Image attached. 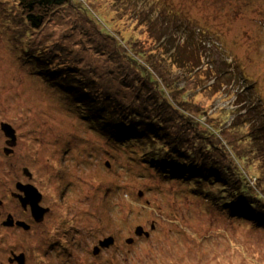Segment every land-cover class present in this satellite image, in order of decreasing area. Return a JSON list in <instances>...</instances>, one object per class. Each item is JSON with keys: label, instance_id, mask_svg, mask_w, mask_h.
Wrapping results in <instances>:
<instances>
[{"label": "rangeland", "instance_id": "rangeland-1", "mask_svg": "<svg viewBox=\"0 0 264 264\" xmlns=\"http://www.w3.org/2000/svg\"><path fill=\"white\" fill-rule=\"evenodd\" d=\"M16 5V0H0V125L9 123L19 138L16 150L9 147L0 127V198L7 211L13 205L14 182L28 168L31 183L53 215L33 234L3 230L0 264L21 256L25 264H264V229L256 230L253 222L259 211H253L252 221L242 218L251 208L227 175L221 196V186L203 185L206 191L216 188L215 199L225 202L221 210L208 205L205 195L200 194L202 202L192 197L199 194L188 191L193 179L171 181L143 164L150 143L145 124L160 122L153 113L157 102L161 108L154 96L165 85L159 88L156 76L165 72L162 82L188 93L193 106L206 112L209 125L220 129L237 159L243 157L248 177L264 176L263 124L256 121V111L264 117V0H74L49 17L39 33L23 25ZM151 14L158 15L153 40L144 23ZM160 16L173 24L176 38L158 36ZM198 24L207 27L206 49L216 57L182 66L184 77L179 64L173 66L159 47ZM121 48L133 57L139 51L153 71L144 74ZM23 54L63 70L67 82L97 101L103 97L101 107L83 112L66 99L58 101L29 63L38 62H23ZM219 59L230 66L222 67L228 70L221 76L214 68V76L208 63ZM113 102L121 105L114 113ZM234 110L240 117L236 124ZM202 126L194 127L202 133ZM255 131L261 134L256 145L250 142ZM203 135L215 148L199 153L202 166L197 168L239 169L220 138ZM187 146V154L198 155L188 143L181 148ZM9 149L13 151L6 156ZM235 212L239 219L231 218ZM138 227L147 235L137 238ZM101 235L114 237L116 244L94 256L90 240ZM128 238L134 239L131 245Z\"/></svg>", "mask_w": 264, "mask_h": 264}, {"label": "trees", "instance_id": "trees-1", "mask_svg": "<svg viewBox=\"0 0 264 264\" xmlns=\"http://www.w3.org/2000/svg\"><path fill=\"white\" fill-rule=\"evenodd\" d=\"M71 3L73 5L74 0H16V9L20 13V18L23 25L28 26V28L32 32L39 33L44 29L49 17L53 16L57 12L59 13V11L65 9ZM171 18L173 21L176 20V17L173 14H171ZM149 19L144 21V23L146 24L147 33L153 40L156 39V36L151 28L152 25L156 23L155 21L158 19V15L151 14V16H149ZM160 24L161 31L159 32L158 36L164 37L162 35V33H164L169 38H176L173 32L174 27H172L173 24L171 22L166 21L163 17L160 16ZM104 28L106 30L107 26L104 25ZM207 30V27L203 24H198L195 28L186 27L185 31L180 32L176 41H171L168 39L165 42H162V44L166 46L159 47L164 49V56L170 58L169 61L173 66L179 64L178 72H181L184 77L186 76L184 74V69L186 67L182 66L190 65L194 67L193 64H196L197 62L201 63L200 57H203L208 62H210L209 59H211L212 54L216 57L214 53L207 51L206 49L210 44L206 32ZM174 31L176 32V29H174ZM182 34L183 38H181ZM124 49L127 50V48H121L119 49V51L122 52V54H124L126 58L130 59L133 65H136L138 67L142 66L144 69V74H149V72L151 73L153 71V69L147 64V59H143V54L138 51V57H133L132 51L127 50L126 52ZM23 56L21 57L23 62H26V60H30L31 58L35 59L36 62H38L37 65L32 60L29 61L31 65H34L36 67V71L39 72L41 78L47 83L49 87L52 88L51 92L55 91L58 94L55 95L58 101H60L61 99H66L73 105L74 103L77 104L80 110H91V108L97 109L101 107L100 103L102 104V100L100 98L103 97H98L97 101V97L94 98L90 96L88 94V91L83 87L72 86L65 79L67 74L48 67V63L44 59H37L36 56H27V54H23ZM184 58H186V60H183ZM208 64L210 65V71L213 73V75V69L216 68L217 71L221 72L219 73L220 76L223 75L222 72H226L228 70L227 68L222 67L224 65L230 66V63H226V61L223 62L220 59ZM215 65H217V67H215ZM198 67L199 66L195 68ZM166 74L167 73L165 72H160L159 78L156 76L159 83V88L161 87V85L165 86L162 90H159L161 96L158 95L157 98L154 96V100L159 101V106L161 108H157L158 102L156 103V107L153 108L154 116L160 122H162L164 126H161L163 129L157 126V124H159L160 122H157L155 125L145 124L149 127L150 143L149 150L145 154L143 164L149 166L161 178L166 177L171 181H178L179 183H184L185 176L193 179L192 181L189 180V183L187 184L188 191L191 193L198 192L199 194L197 196H195V194H192V197L202 199V196L200 194H202L203 197L205 195L206 198H204L208 205H215L221 208V210L225 209V202L222 203L220 198L215 199L216 188L212 192L209 190L212 189L214 184L218 188L219 186H221L219 188V193L221 196V193L223 192L222 189L224 188V180L227 175V179L228 181H230L229 183L235 182L234 189L236 190V194L239 192V194L242 195L245 199V205L251 208L250 212H248V215L242 218L252 221L251 215L254 210L258 209L259 214L253 221L255 224L254 227H256L255 229L258 231L259 229H264V176L255 177L254 180L248 177V172H246L244 166L242 165L243 160L241 158L243 157L240 155L241 158L238 157L237 159L235 153L231 151V148H229V146H227L228 144L225 142L227 139L224 138V136H222L221 134L219 135L220 129H215L212 125H209L206 112L199 107L196 108L195 106H193L194 103L188 97V93H182V90H178V92H175V89L172 88L171 85L162 82L161 77L164 76L166 78ZM215 74L216 78L219 77V74H217L216 72ZM150 76L154 75L150 74ZM107 97L108 96L106 95L104 99H108ZM248 101L252 102L253 100L249 99ZM111 105L115 107L113 113L120 110L121 105L119 102H113L111 103ZM190 105L198 112V114L196 112H193L194 116L198 115V117L193 118L190 111H187ZM103 115L105 114L103 113L102 115H99V119H101V116ZM222 115L223 114H220V116ZM234 115L238 116L236 110H234ZM262 116L263 115L260 114V112L256 111V121L261 120V123L263 125H260V129L264 131V117ZM82 117L85 119H90L91 115L84 114L82 115ZM238 119H240L239 116L236 118L233 124L238 123ZM198 123L203 124V126L201 127V129L203 130L202 133H200L194 127ZM237 126L234 125V127L232 128H237ZM164 127H167L168 129L171 128V130L165 129ZM207 133L210 134V136H215L216 138L221 139V142H219L223 146H225V148H227L235 161H238L237 164L239 169L235 167L233 171L230 172L228 170L229 168L225 169L213 165H211V167H202L205 169H199L196 167L202 166L201 160L198 158L199 153H201L203 149L206 148L209 154V151L214 150L215 148L214 145H210V142H205L203 140L205 138L203 134ZM253 135H255V139L251 138L250 142L256 145L260 142L258 141V139L260 138L261 134L255 131ZM191 137H193L194 139H191ZM184 142L188 143L189 149L197 152L198 155L193 156L187 154L185 150L188 149V146L185 148H181ZM221 144H219L220 147H222ZM187 163L189 164L190 169H188ZM220 176H222L223 180L221 179L219 182H216V179L218 180ZM229 176L231 178H228ZM206 183L211 186V189L208 188V191H206L205 187L203 186ZM243 210L245 209H240V211ZM230 215L231 218L239 219L240 217L236 212Z\"/></svg>", "mask_w": 264, "mask_h": 264}, {"label": "flooded vegetation", "instance_id": "flooded-vegetation-1", "mask_svg": "<svg viewBox=\"0 0 264 264\" xmlns=\"http://www.w3.org/2000/svg\"><path fill=\"white\" fill-rule=\"evenodd\" d=\"M12 128H13V126H12ZM13 129L15 130L16 143H17L19 138L17 136L16 129L15 128H13ZM15 146H17V145H15ZM14 149L16 150V147ZM15 150H14V152H15ZM6 156H9V155H6ZM22 174H23V177H21L20 180L15 181V182L13 181L14 187H15L14 188L15 193L13 194V192H12V195H11L13 205L9 209H7V211L4 209L5 206L2 207L3 201L0 198V244L2 243V241H4V238L6 237L5 233L2 232L3 230L11 232V234L13 232H25L26 234H30V233L33 234L34 233L33 231L38 232V231L44 229L47 226V223H49L52 219L53 209L51 207L45 206L43 204L44 196L42 195V193L39 190H38L39 193L42 195L41 200L39 202V206L41 208L45 209L44 212H41L40 218L34 219L32 213H31V207L28 205L22 204V202H26L25 201V194H24V191L22 190L23 187L19 186L17 188V185L22 184V185L34 186L31 183L33 181V175L30 172V170L28 168H23ZM108 237H112V236L101 235L100 237H98L94 240H90L92 242L91 245L93 247V250H94V248H97L100 245V242L102 240H104L105 238H108ZM115 244H116V240H115ZM111 248H109V249L99 248L98 253H100L101 251L108 253ZM90 252H92V250ZM14 262H16L17 264H20L19 260L15 257L13 260H11V258L8 259V264L9 263L13 264ZM23 264H25V262H23Z\"/></svg>", "mask_w": 264, "mask_h": 264}, {"label": "water", "instance_id": "water-1", "mask_svg": "<svg viewBox=\"0 0 264 264\" xmlns=\"http://www.w3.org/2000/svg\"><path fill=\"white\" fill-rule=\"evenodd\" d=\"M1 127V131L4 133V135L9 139L8 141V146L11 147V148H14L15 145H16V135H15V130L12 128V126L8 123H1L0 125ZM9 151H5V154L6 155H9L12 150L9 149ZM28 172V171H27ZM21 186L23 187V191H24V194H25V201L26 202H22L23 205H28L31 207V213L33 215L34 218L38 219L40 218L41 216V212H44L45 209L41 208L39 206V202L41 200V197L42 195L39 193L38 189L35 188L34 186H31V185H22V184H18L17 185V188ZM134 234L138 237H140L141 235L145 234L142 230L141 227H138L135 229V232ZM147 235V234H145ZM113 238H107L104 242H101L100 246L104 247V248H107L109 247L110 245L113 244ZM131 241H127V243H131ZM98 248H95L94 251H93V254L94 255H97L98 254ZM19 260V263L20 264H23V256H21L20 258H17Z\"/></svg>", "mask_w": 264, "mask_h": 264}, {"label": "bare ground", "instance_id": "bare-ground-1", "mask_svg": "<svg viewBox=\"0 0 264 264\" xmlns=\"http://www.w3.org/2000/svg\"><path fill=\"white\" fill-rule=\"evenodd\" d=\"M62 70V69H61ZM62 72H63V70H62ZM69 83V82H68ZM72 86H75V87H77L75 84H73V83H70ZM150 97V96H149ZM74 107H79V106H77V104H75L74 103V105H73ZM83 110V112L85 111L84 109H82ZM91 110H94V108H91ZM128 122H130V123H132V121L131 120H127ZM157 126H159V127H161V126H164V124L162 123V122H160L159 124H157ZM162 128V127H161ZM165 129H168L167 127H164ZM163 129V128H162ZM168 130H171V128L170 129H168ZM198 194H195V196H197ZM205 199V198H204ZM195 200H198V201H202L203 199H199V198H195ZM227 217V216H226ZM34 219H36V218H34ZM96 238H98V237H94V238H91L92 240H94V239H96ZM110 238H113V237H110ZM107 239V238H106ZM106 239H104V240H102L101 242H104ZM132 240V242L131 243H128V244H132L133 242H134V239H132V238H128L127 239V241H131ZM113 244L112 245H110L109 247L111 248V247H114L115 246V238H113ZM101 242H100V244H101Z\"/></svg>", "mask_w": 264, "mask_h": 264}, {"label": "clouds", "instance_id": "clouds-1", "mask_svg": "<svg viewBox=\"0 0 264 264\" xmlns=\"http://www.w3.org/2000/svg\"><path fill=\"white\" fill-rule=\"evenodd\" d=\"M135 236H136V235H135ZM136 237H137V236H136ZM108 238H110V237H108ZM137 238H138V237H137ZM105 239H106V238H105ZM97 248H98V249H99V248H102V249H109L110 247L104 248V247H102V246L99 245ZM94 249H95V248H94ZM93 251H94V250H92V254H93ZM93 255H94V254H93Z\"/></svg>", "mask_w": 264, "mask_h": 264}]
</instances>
